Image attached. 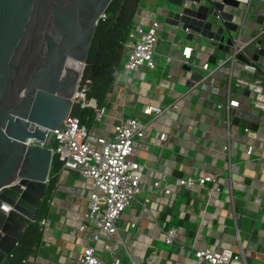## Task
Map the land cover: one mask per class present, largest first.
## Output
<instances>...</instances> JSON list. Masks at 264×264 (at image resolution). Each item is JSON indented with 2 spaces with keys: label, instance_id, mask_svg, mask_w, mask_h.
<instances>
[{
  "label": "built area",
  "instance_id": "obj_1",
  "mask_svg": "<svg viewBox=\"0 0 264 264\" xmlns=\"http://www.w3.org/2000/svg\"><path fill=\"white\" fill-rule=\"evenodd\" d=\"M239 1L237 10L240 11L237 13L241 15L239 17L237 14V17L242 18L236 21L238 22L236 45L229 52L220 51L215 63L206 60L201 65L202 77L190 82L186 94L200 97L204 94L207 98L212 97L213 106L227 110L228 114L232 111L239 114L241 104L247 102L252 112H257L254 118L250 116L258 127L245 126L244 133L249 138L257 140L260 132L264 130V68L262 60H254L252 56L256 47H264L262 44L264 25L258 26L256 33L246 38L244 28L251 0L248 2L247 11L241 10L244 2ZM188 3L190 1L185 5ZM138 13L140 6L136 15ZM106 16L105 13L102 19ZM164 28V23L155 18L146 25L142 23L134 25L125 42V50H129V53L123 61L124 72L139 71L143 67L156 68L155 55ZM173 30V28L169 30V37L173 44L179 47L180 55L176 57L169 55L168 61L191 66L196 52L195 47L189 45L185 38L176 41L177 34ZM239 54H244L250 61L240 60ZM119 72L115 75L113 89L106 97L107 102H113V96L117 102L124 97L125 89L117 83ZM91 82L90 79L84 78L83 73L73 97L71 112L57 128L48 133V137L51 138L48 147L52 149L53 162L56 160L57 166L53 172L52 164L46 180V192L42 200L46 207L45 213L42 217L38 219L35 217L32 220L38 222L41 239L32 255L23 260V264H125L127 262L125 256L132 264H138L132 252L134 247L129 249L130 244L124 242L119 226L129 210L133 211L129 223L131 231L146 221L153 228H158L159 240L171 246V250L177 248L187 252L188 259L182 264H247L241 240L233 246L213 244L212 232L209 234L203 232L204 225H212V220L206 216V212L216 196L225 191L230 197V203H235L232 182L234 174L238 171L234 169L231 161L233 156L231 144L223 146V152L229 157V162L220 173L206 172L197 176H181L175 181L166 177H149L137 158L138 150L143 147L144 139L153 130V122L166 111L177 107L176 103L145 102L142 112L150 118L142 120L135 116L115 117L111 125L107 124V130H100L98 127L95 128V125L102 121L103 116H106L107 120L108 106L106 103L99 104L96 98L88 97ZM78 108L93 109L95 117L92 126H88L76 114L75 110ZM166 137V132L160 133V140L163 141ZM47 143L36 138L27 141L28 145L46 146ZM254 151V143L245 149L248 157L253 155ZM222 178L229 181L227 191L221 182ZM52 184L54 185L51 188ZM197 188L208 189V196L204 203L201 222L195 226L191 222L186 224L194 226V236L192 242L188 244L183 235L187 233L188 227L173 222L172 216L165 213L167 208L172 206L177 194L186 195ZM64 190H69L67 200L71 206L67 208H65L67 205H64V198L61 197ZM143 192H146V196L140 198L139 195ZM82 200L86 204L80 203ZM191 200L190 204H193L192 197ZM258 205L261 211L264 206L260 203ZM232 208L235 212V207ZM5 210L9 212L10 209ZM53 214L58 215L56 220ZM56 227L68 229L66 239L71 246L70 251L63 254L60 249L54 254L53 243L45 240V236L54 234ZM123 248L124 253L120 252ZM167 258L166 261H171L173 256ZM145 264L160 263L153 261L150 255L146 258Z\"/></svg>",
  "mask_w": 264,
  "mask_h": 264
},
{
  "label": "crops",
  "instance_id": "obj_2",
  "mask_svg": "<svg viewBox=\"0 0 264 264\" xmlns=\"http://www.w3.org/2000/svg\"><path fill=\"white\" fill-rule=\"evenodd\" d=\"M141 1L149 3L152 0H140V13L135 17L136 24L146 25L151 19L161 17L148 10ZM241 1L244 2L241 10L247 11L249 0ZM237 14L240 17L241 13ZM239 17L237 20H241L242 16ZM245 24L246 38L249 37L248 35H254L258 26L264 25V0H251ZM176 36V41L185 38L189 45L195 47L196 52L191 61L192 65H189L190 68L187 69L176 61L169 62L168 56H179L180 49L173 44L169 36L168 40L166 39L168 43L160 40L155 55V69L143 67L139 71L128 73L120 70L124 80L117 83L125 89V94L118 102L115 96L112 98L113 102H105L109 115L106 123L111 125L115 117L122 116H135L142 120L150 118L142 112L145 102L176 103L177 107L166 111L162 117L153 122V130L146 136L143 147L137 154L138 160L146 169L147 176L166 177L172 181L181 176L224 171L229 157L223 152V146L230 143L233 148L231 161L234 169L238 171L234 174L232 182L236 196L235 203H230V197L225 191L220 196H216L206 212V216L212 220V225H204L203 232L204 234L212 232L213 244L233 246L241 240L247 264L262 263L264 262V207L259 211L258 204L264 206V130L260 132L257 140L249 138L244 133L245 126L258 127L253 120L257 112H252L247 102L241 104L239 114L235 111L228 114L227 110L213 106L212 97L207 98L204 94L202 97L186 94L190 82L202 77L201 65L210 56H219L220 50L217 48L200 50L186 38L187 34ZM262 42L264 46V38ZM128 53L129 50H126L125 57ZM259 59L262 60L264 68V54ZM163 131L166 132L167 137L162 141L159 137ZM252 143L255 144V151L248 157L245 149ZM221 182L227 191L229 181L222 178ZM239 192L242 196L237 195ZM207 193L208 189L197 188L186 195L177 194L165 215L170 214L172 221L182 226H187L189 222L194 226L199 224L204 213ZM67 196L69 190H64L61 197L64 198V205H67L65 208L71 206ZM179 197L182 200H178ZM191 197L194 199L193 204H190ZM80 203L86 204L83 200ZM232 206L235 207V212ZM132 213L131 210L127 211L120 221L122 225L120 228L124 242L130 244L129 249L134 247L132 252L138 264H145L146 258L150 255L153 261L160 264H182L188 259L186 251L177 248L172 250L160 248L158 228H153L147 221L131 231L129 223ZM53 218L56 220L58 215L53 214ZM187 227L188 231L183 235L185 241L190 244L194 236V228ZM59 230L62 234L55 237L52 246L54 254L57 249H60L62 254L70 251L71 244L66 239L68 229L64 227ZM120 252L124 253V248L120 249ZM171 255L173 259L166 261ZM125 258L127 260L125 264H132L126 256Z\"/></svg>",
  "mask_w": 264,
  "mask_h": 264
},
{
  "label": "water",
  "instance_id": "obj_3",
  "mask_svg": "<svg viewBox=\"0 0 264 264\" xmlns=\"http://www.w3.org/2000/svg\"><path fill=\"white\" fill-rule=\"evenodd\" d=\"M112 1L0 0V264L41 207L53 164L48 133L72 110L97 25ZM239 5V0H164L157 12L188 40L204 37L211 43L207 49L229 52L236 45ZM263 54L264 47H256L252 58ZM238 58L250 61L244 54ZM209 61L215 63L216 56ZM30 138L48 143L28 145Z\"/></svg>",
  "mask_w": 264,
  "mask_h": 264
},
{
  "label": "trees",
  "instance_id": "obj_4",
  "mask_svg": "<svg viewBox=\"0 0 264 264\" xmlns=\"http://www.w3.org/2000/svg\"><path fill=\"white\" fill-rule=\"evenodd\" d=\"M139 3L140 0H113L106 10V18L101 19L97 25L84 69V78L92 81L88 97L96 98L99 104L106 102L107 95L114 87L115 75L122 69L126 52L125 42L129 31L136 24ZM75 111L88 126L93 125V109L78 108ZM56 166L54 160L53 172ZM45 210V203L42 202L36 219L42 217ZM40 239L38 222H32L13 249L12 255L7 256L2 264H23V260L32 255Z\"/></svg>",
  "mask_w": 264,
  "mask_h": 264
},
{
  "label": "rangeland",
  "instance_id": "obj_5",
  "mask_svg": "<svg viewBox=\"0 0 264 264\" xmlns=\"http://www.w3.org/2000/svg\"><path fill=\"white\" fill-rule=\"evenodd\" d=\"M164 0H157L156 3L153 2V0L149 3H146L144 1H141V4H143V6L147 7L148 10H151L153 11L154 13L158 14L157 12V7L161 4H163ZM162 23H164V19L162 17L159 18ZM211 20H215L214 18H210ZM171 29V27L169 25H166L165 24V28H164V31H162V41L163 42H166V39L168 40V36H169V30ZM174 32L177 33L178 36H185L186 33L182 30H173ZM238 33H235L233 32V35H237ZM191 43L195 44L197 46L198 49L200 50H205L208 46H210V41L204 37H200V38H195L194 40L191 41ZM170 44V43H169ZM120 75H119V78H118V81L119 83H121L123 80H124V76L122 75V71L119 72ZM99 128L100 130H107V123H106V116H103L102 118V121L101 122H98L96 125H95V128ZM52 146H54V144H52ZM237 195L239 196H242V194L239 192ZM144 196H146V192H143V194L139 195L140 198H143ZM178 200H182L181 197L178 198ZM119 226L121 227V223H119ZM59 234H62V231H60L59 229H55L54 231V234L52 235H49V236H45V240L49 241L50 243H54L55 242V237L56 235H59ZM87 236V235H85ZM158 246L160 248H163V249H171V246L165 244V242L163 241H160L158 242ZM254 264H264V262L262 263H254Z\"/></svg>",
  "mask_w": 264,
  "mask_h": 264
},
{
  "label": "bare ground",
  "instance_id": "obj_6",
  "mask_svg": "<svg viewBox=\"0 0 264 264\" xmlns=\"http://www.w3.org/2000/svg\"><path fill=\"white\" fill-rule=\"evenodd\" d=\"M71 67L75 70H81L82 66L78 62H72Z\"/></svg>",
  "mask_w": 264,
  "mask_h": 264
}]
</instances>
